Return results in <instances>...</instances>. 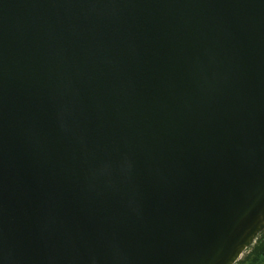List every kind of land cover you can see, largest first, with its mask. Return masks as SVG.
<instances>
[{
  "label": "water",
  "instance_id": "1",
  "mask_svg": "<svg viewBox=\"0 0 264 264\" xmlns=\"http://www.w3.org/2000/svg\"><path fill=\"white\" fill-rule=\"evenodd\" d=\"M264 230V0H0V264H235Z\"/></svg>",
  "mask_w": 264,
  "mask_h": 264
},
{
  "label": "trees",
  "instance_id": "2",
  "mask_svg": "<svg viewBox=\"0 0 264 264\" xmlns=\"http://www.w3.org/2000/svg\"><path fill=\"white\" fill-rule=\"evenodd\" d=\"M235 264H264V230L257 236L254 244Z\"/></svg>",
  "mask_w": 264,
  "mask_h": 264
},
{
  "label": "rangeland",
  "instance_id": "3",
  "mask_svg": "<svg viewBox=\"0 0 264 264\" xmlns=\"http://www.w3.org/2000/svg\"><path fill=\"white\" fill-rule=\"evenodd\" d=\"M253 244H254V243H253ZM247 251H248V249L246 250V252H247ZM246 252H245V253H246ZM245 253H244V254H245ZM244 254H243V255H244ZM243 255H242V256H243ZM241 258H242V257H241ZM241 258H240V259H241Z\"/></svg>",
  "mask_w": 264,
  "mask_h": 264
}]
</instances>
